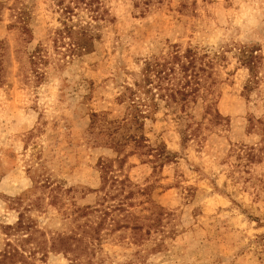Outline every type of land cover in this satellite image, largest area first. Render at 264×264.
Masks as SVG:
<instances>
[{"label": "rangeland", "instance_id": "obj_1", "mask_svg": "<svg viewBox=\"0 0 264 264\" xmlns=\"http://www.w3.org/2000/svg\"><path fill=\"white\" fill-rule=\"evenodd\" d=\"M149 7L101 0L90 52L71 55L54 42V0H0V264H264V0ZM170 43L224 54L213 92L161 103L119 154L112 139L134 135L116 130L131 119L125 87ZM109 161L118 190L103 189ZM122 180L119 212L103 198ZM129 214L142 229L116 231Z\"/></svg>", "mask_w": 264, "mask_h": 264}, {"label": "trees", "instance_id": "obj_2", "mask_svg": "<svg viewBox=\"0 0 264 264\" xmlns=\"http://www.w3.org/2000/svg\"><path fill=\"white\" fill-rule=\"evenodd\" d=\"M54 1L63 16L62 29L54 35V42L57 48H68L67 51L71 55L89 53L91 49L90 42L94 38L92 31L94 28L100 27L99 21L103 17L99 13L101 0ZM140 1L136 0L138 4H140ZM142 1L144 2V0ZM152 1L145 0V5L149 7ZM41 53V49L35 52L33 56L34 64L43 60ZM221 56H224V54L217 52L208 60L207 53L199 48L189 47L184 49L178 44L170 43L167 52H161L159 55H153L149 59H146L139 79L134 81L132 85H126L125 93L121 97V99L130 102L127 109H129L131 119L119 122L116 130L121 131V133L124 130L129 131L127 123H130L134 127V135L121 134L120 139H112L113 143H111V146H113L116 152L122 153L130 142H133L138 147L141 141L137 139L135 131L137 132L143 127L146 118L157 113L161 103L172 106L182 100L187 103H197L198 100H206L213 92L215 81H211L213 79L211 69L214 67V60L218 61ZM2 80L3 77L0 74V84ZM92 117L94 119L98 116L97 114H93ZM213 118L223 119L218 112L214 113ZM139 147H142V145ZM99 163L103 189H106V186L109 184L112 188L118 190L113 161ZM119 163V167L122 169L124 163L122 161ZM119 183L122 186L120 192L114 196L116 193L110 195L108 189L103 199L111 198L115 201V204L112 205L114 211L122 212L125 211V204L128 203L126 200L129 197L126 196L121 199V196L125 192V188L129 187V182L122 180ZM130 194L133 195L131 192ZM101 213L106 218L109 215L106 209H102ZM127 220H131L132 225H123L121 221L114 219V229L116 231L130 229L135 233L142 229L141 220L135 215L129 214ZM105 221L106 219L102 218L100 223L90 226L94 235L101 234L105 228ZM87 234L92 235V233ZM69 240L70 238L68 237L59 236L56 242L59 245L65 244L67 246Z\"/></svg>", "mask_w": 264, "mask_h": 264}]
</instances>
